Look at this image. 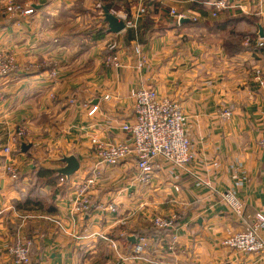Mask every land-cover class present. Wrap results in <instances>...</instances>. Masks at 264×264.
Returning <instances> with one entry per match:
<instances>
[{"label":"crops","instance_id":"crops-1","mask_svg":"<svg viewBox=\"0 0 264 264\" xmlns=\"http://www.w3.org/2000/svg\"><path fill=\"white\" fill-rule=\"evenodd\" d=\"M128 1V15L138 23L136 12L151 2L167 13L166 20H174L169 11L175 9L188 21L161 26L163 14L156 12L142 37L141 26L109 34L100 0H0V48L13 55L19 68L0 81V264H10L6 250L22 240L31 242V264H264V255L241 256L221 245L243 229L222 194L242 202L246 223L264 214V152L258 146L264 139V108L251 73L262 66L264 0H231L234 8L215 19L195 11L203 6L201 0ZM9 4L32 13L11 16ZM110 13L121 19L124 12ZM242 15L255 20V26L243 23L226 30L257 38L249 50L227 51L224 45L239 38L209 24ZM244 41L239 46L249 45ZM139 54L146 61L141 68ZM108 55L118 68L103 64ZM139 88L182 108L191 143L189 171L210 187L161 161L150 182L141 184L129 160L102 168L90 211L70 215L72 181L94 169L90 139L128 143L120 127L132 120V94ZM93 107L96 113L88 116ZM225 109L231 118L223 121L219 114ZM19 127L26 136L5 156L3 148L11 146ZM21 144L30 148L22 153ZM70 156L78 170L68 184L54 183L62 189L54 214L15 208L38 168L57 171ZM8 161L18 171L15 183L3 171ZM98 203L115 211H97ZM171 217L176 221L159 242L139 236L156 228L155 218ZM138 238L149 247L134 259L131 250Z\"/></svg>","mask_w":264,"mask_h":264},{"label":"built area","instance_id":"built-area-1","mask_svg":"<svg viewBox=\"0 0 264 264\" xmlns=\"http://www.w3.org/2000/svg\"><path fill=\"white\" fill-rule=\"evenodd\" d=\"M153 0H149L151 2ZM155 1V0H154ZM152 3V2H151ZM204 7L208 10V15L215 19L217 15L234 8L231 0H206ZM11 14L28 16L32 10H20L16 6L9 4L7 7ZM144 6L136 12L135 18H142ZM125 30H136L137 19L131 18L127 12L121 14ZM169 16L176 22L185 18L184 14L175 9H170ZM246 39L244 45H248ZM139 68L146 64L145 58L139 54ZM262 66L253 67L252 82L256 85L264 108V51L261 54ZM106 67L118 68V61L112 56L103 59ZM17 66L13 55L7 50L0 49V81L13 76L17 71ZM54 76V72L50 73ZM132 120L124 123L120 131L126 136L128 143L102 142L98 138L92 137L89 141L90 154L93 158L94 169L90 175H80L76 177L70 187L73 197L68 199V212L72 216L87 214L92 207V196L96 181L101 176L102 168H115L126 161L132 160L137 173V181L141 184L150 182L151 177L159 168V161L169 165L175 170L186 174L189 171L191 143L185 133V115L182 108L170 99L160 97L154 90L143 88L137 89L132 94ZM71 104L73 101L71 100ZM75 103V102H74ZM97 108L89 110L88 116H93ZM219 117L226 121L231 118V111L223 110ZM26 130L19 127L15 130L11 138V146L3 148V154H11L12 146H19L20 141L25 138ZM259 148L264 152V139L258 142ZM3 171L9 180L15 183L19 179L18 171L11 162H6ZM195 181L204 187H210L209 183L202 181L197 176L191 174ZM58 185L68 184L67 179L59 177L54 181ZM222 201L226 204L230 214L239 220L243 229L230 233L222 240L221 245L233 253L246 257L260 258L264 255V214L256 213L253 219L246 223L243 218V204L239 199L229 192L221 195ZM97 211H115L112 205L104 206L97 204ZM45 220L50 221L49 217ZM176 221L175 217L155 218L153 224L157 229L170 228ZM29 240L17 241L6 250L10 264H30ZM113 247V244H112ZM149 244L145 238H138L137 243L131 250L134 259H139L143 252L148 249ZM258 260V259H257ZM253 261L251 264H256Z\"/></svg>","mask_w":264,"mask_h":264},{"label":"trees","instance_id":"trees-1","mask_svg":"<svg viewBox=\"0 0 264 264\" xmlns=\"http://www.w3.org/2000/svg\"><path fill=\"white\" fill-rule=\"evenodd\" d=\"M200 1V0H199ZM101 5L105 7L109 12L116 13L118 10H122L123 12H129L130 2L128 0H100ZM202 4L206 2V0H201ZM204 6V5H203ZM201 5L195 7V11L198 12L201 16L206 17L207 16V10L205 7ZM150 9V12L148 13V10ZM162 13L163 14V20H160L158 23L161 24V26L164 25V23H178L175 20L168 19L166 20L167 13L163 10L158 8L156 4H146L144 6V14L138 23L137 26H141L140 36H144L146 32L149 31L148 26H152L153 20L151 19V16H153L152 13ZM234 12V11H233ZM161 16V14H160ZM245 25H251L255 26V20H253L251 17L248 16H241L238 18H226L223 21L215 20L212 21L209 26H215L217 29L221 30L222 32L232 35L233 37H238V43H231L225 44L224 48L225 50H234V51H243L249 50L253 47L254 39L257 38L256 34L253 33H236L233 30L227 31L226 26H238L241 24ZM235 30V28H233ZM106 31V30H105ZM138 37L139 38V31H138ZM129 39H133L134 35L133 33H127ZM248 40L249 45L247 47H241L239 46L243 40ZM261 49V48H260ZM261 52L264 51V49L260 50ZM60 176L57 174L56 171L53 170H46L43 168H38L36 172H34L31 185L30 187L24 192V194L21 195V199L19 202L16 203V207L18 210L21 211H36V212H44L46 214H54L56 212V207L54 205V202L56 200V197L62 195V189L56 187V184H54L55 180L58 179ZM44 189H48L47 194L43 192ZM167 229H156V228H148L146 229L143 235H140V237H146L148 240L149 238H152L154 242H159L162 235H165L167 232ZM31 264V263H30Z\"/></svg>","mask_w":264,"mask_h":264},{"label":"water","instance_id":"water-1","mask_svg":"<svg viewBox=\"0 0 264 264\" xmlns=\"http://www.w3.org/2000/svg\"><path fill=\"white\" fill-rule=\"evenodd\" d=\"M102 12H103V21L106 24L107 27V33L109 34H119L125 30V26L123 21L118 19L116 16L111 14L105 7H102ZM188 20L183 19L180 20L179 23H185ZM258 34L260 38H263V33L262 30L259 28L258 29ZM30 148L29 145L21 144L20 145V151L22 153L26 152ZM62 162L65 164L63 168H60L57 170V174L60 177H64L68 179L72 174H74L78 170V162L77 160L73 157H64L62 159ZM132 241H134V238H132Z\"/></svg>","mask_w":264,"mask_h":264},{"label":"rangeland","instance_id":"rangeland-1","mask_svg":"<svg viewBox=\"0 0 264 264\" xmlns=\"http://www.w3.org/2000/svg\"><path fill=\"white\" fill-rule=\"evenodd\" d=\"M130 3H131V2H130ZM129 5L131 6V4H129ZM10 15H11V16H17V14H14V13H13V14L10 13ZM19 15H20V14H19ZM0 49H1V48H0ZM3 50H4V49H3ZM108 56H109V55H108ZM15 63H16V62H15ZM16 66H17V70H16V71H18L19 68H18L17 63H16Z\"/></svg>","mask_w":264,"mask_h":264}]
</instances>
